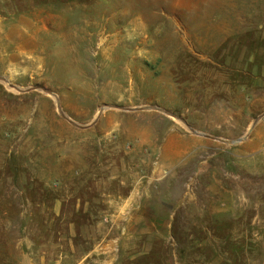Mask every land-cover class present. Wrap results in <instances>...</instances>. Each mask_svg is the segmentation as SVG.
Wrapping results in <instances>:
<instances>
[{
    "label": "rangeland",
    "instance_id": "374dc122",
    "mask_svg": "<svg viewBox=\"0 0 264 264\" xmlns=\"http://www.w3.org/2000/svg\"><path fill=\"white\" fill-rule=\"evenodd\" d=\"M0 76L80 124L158 107L238 140L264 0H0ZM0 264H264V119L236 145L156 109L80 130L0 84Z\"/></svg>",
    "mask_w": 264,
    "mask_h": 264
},
{
    "label": "water",
    "instance_id": "95a60500",
    "mask_svg": "<svg viewBox=\"0 0 264 264\" xmlns=\"http://www.w3.org/2000/svg\"><path fill=\"white\" fill-rule=\"evenodd\" d=\"M6 83H10L9 80L4 77V76H0V84H3L4 86H6ZM6 88L9 90V91H12L14 93H20V94H28V93H31V92H34V91H38L46 96H49V97H52L56 103V109L58 111V113L60 114L61 117H63L67 122H69L72 126H74L75 128L77 129H80V130H88L92 127H94L97 122L99 121V119L101 118V116L108 110H115V111H118V112H126V113H133V112H138V111H147V110H151V109H156L158 110L159 112H162L163 114L167 115L168 117L174 119V120H178L180 122V124H182L187 130H189L192 134L194 135H198V136H202V137H205V138H210L212 140H215V141H218V142H222V143H229V144H232V145H236V144H239L240 142H242L243 140H245L248 135L252 132V130L256 127V125L259 123V121L263 120L264 119V114L262 116H260L259 119L255 120L252 125L250 126L247 134L238 139V140H234V141H229V140H224L222 138H219V137H214V136H210V135H207V134H203V133H200V132H197L195 130H193L192 128H190L188 126V124L183 121L181 118H179L178 116H176L175 114H172L171 112L167 111V110H164L162 108H151V107H139V108H136V107H125V106H119V105H104L100 110L99 112L97 113V115L95 116V118L88 124H80L78 122H76L75 120H73L63 109L62 105H61V102H60V98L59 96L44 88V87H30V88H20L16 85H13L10 83V86H6Z\"/></svg>",
    "mask_w": 264,
    "mask_h": 264
},
{
    "label": "bare ground",
    "instance_id": "6f19581e",
    "mask_svg": "<svg viewBox=\"0 0 264 264\" xmlns=\"http://www.w3.org/2000/svg\"><path fill=\"white\" fill-rule=\"evenodd\" d=\"M6 86H10V83H6ZM178 121V120H177Z\"/></svg>",
    "mask_w": 264,
    "mask_h": 264
}]
</instances>
